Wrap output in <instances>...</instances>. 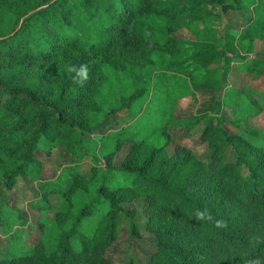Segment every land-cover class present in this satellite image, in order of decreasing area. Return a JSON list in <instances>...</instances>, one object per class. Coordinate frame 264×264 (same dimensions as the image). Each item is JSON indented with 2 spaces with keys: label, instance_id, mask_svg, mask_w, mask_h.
<instances>
[{
  "label": "trees",
  "instance_id": "obj_1",
  "mask_svg": "<svg viewBox=\"0 0 264 264\" xmlns=\"http://www.w3.org/2000/svg\"><path fill=\"white\" fill-rule=\"evenodd\" d=\"M251 6L262 15L246 32L261 37L264 0H0V190L39 175L37 150L92 155L99 144L86 134L119 112L133 119L103 139L113 152L131 146L120 165L108 158L88 176L71 163L39 183L31 209L50 208V196L67 202L55 211V246L48 250L42 237L24 251L11 247L0 264H114L106 250L124 217L138 235L134 211L123 206L136 198L148 202L157 239L141 264H264V130L244 128L264 106L233 87L222 97L226 51L202 32L198 47L172 36L178 17L191 27ZM197 90L213 96L184 129L207 144L208 161L184 145L167 152L173 109ZM20 217L27 222L8 213L2 226Z\"/></svg>",
  "mask_w": 264,
  "mask_h": 264
},
{
  "label": "rangeland",
  "instance_id": "obj_2",
  "mask_svg": "<svg viewBox=\"0 0 264 264\" xmlns=\"http://www.w3.org/2000/svg\"><path fill=\"white\" fill-rule=\"evenodd\" d=\"M260 2L261 0H258V3ZM218 11L221 13L220 10ZM261 15L254 6L237 10L230 9L227 12H222L220 19L217 18L205 22V24L204 21L197 20L191 27H188L186 17H178L172 22L176 28L172 36L183 44L198 47L196 33L202 32L204 37L218 49L226 51L229 65L232 66L231 70L233 71H241V66H252L254 62H260L253 69L246 71L247 74L238 72V77L231 75L232 78L229 84L264 106V32H262L261 37L248 35L246 32L248 29L246 27L251 26L253 21ZM236 62L241 64L236 65ZM222 64L223 62H220L218 66H222ZM229 89H224L222 97L229 95ZM212 96V93L197 90L191 96L179 100L175 105L170 127L167 130L170 137L167 152L170 155L175 153L176 146L184 145L190 148L198 159L209 160L210 152L207 144L202 143L196 137H186L184 125L188 119L198 116L207 109ZM222 114L226 119L231 118V113L226 112L225 109L222 110ZM128 116L129 114L124 111L119 112L114 117L105 120L108 122L102 131L98 130L86 134V138L99 144L96 149L94 148L92 155H84L78 148L72 152L62 147H55L49 155L37 150L35 156L42 164L39 175H36V178L30 174L18 177L12 188H1L0 255L7 254L11 247L15 251H24L26 246L37 244L42 237L48 250L55 246L57 238V230L54 226L55 211L65 209L67 202L58 196H50L48 200L50 208L41 211L31 209L30 207L33 204H38L40 201L39 183H52L71 163L78 165L80 172L88 176L94 166H103L108 158L113 165H120L130 151L131 146L129 144L122 145L117 152H113L115 144L113 143L110 146L103 139L112 131L132 123L133 119L128 120ZM121 118L123 120L120 121ZM244 128L246 130L254 129L261 133L264 130V111L248 120ZM233 158L232 154L230 157L228 156L229 160ZM147 205L148 202L144 198H136L123 204L124 208L134 211L139 232L136 236L131 235L129 219L124 217L118 227L117 239L106 250V255L114 264H141L154 253L157 239L148 230ZM8 213H19L26 218L27 222L19 225V221L23 223L20 217L14 226H10L5 230L1 221L4 222V218ZM41 223H43L44 232L40 226ZM23 245L26 246L21 247Z\"/></svg>",
  "mask_w": 264,
  "mask_h": 264
},
{
  "label": "crops",
  "instance_id": "obj_3",
  "mask_svg": "<svg viewBox=\"0 0 264 264\" xmlns=\"http://www.w3.org/2000/svg\"><path fill=\"white\" fill-rule=\"evenodd\" d=\"M240 64H241V63H237V62H236V65H240ZM241 67H242V66H241ZM241 67H240V69H241ZM231 69H232V66H230V70H231ZM232 72H234V73H232ZM238 72H239L240 74H247L246 71H245V70H242V69H241V71H240V70H238V71H233V70H231L230 73L228 74L226 89L233 87V85L230 86L229 81H230L231 78H232L231 75H232V76L234 75V77H238V76H237V73H238ZM233 79H234V78H233ZM233 88H235V87H233ZM258 115H259V114H258ZM258 115H257V116H258ZM255 117H256V116H255Z\"/></svg>",
  "mask_w": 264,
  "mask_h": 264
},
{
  "label": "clouds",
  "instance_id": "obj_4",
  "mask_svg": "<svg viewBox=\"0 0 264 264\" xmlns=\"http://www.w3.org/2000/svg\"><path fill=\"white\" fill-rule=\"evenodd\" d=\"M81 75H82V76L84 75V72H83V71L81 72ZM198 215L200 216L201 219L204 218V214H203V213H199ZM209 218H210V217H209ZM219 226H221V222L217 221V227H219Z\"/></svg>",
  "mask_w": 264,
  "mask_h": 264
}]
</instances>
